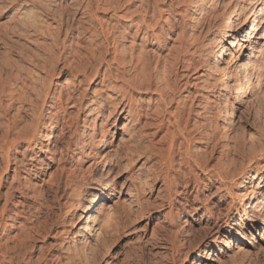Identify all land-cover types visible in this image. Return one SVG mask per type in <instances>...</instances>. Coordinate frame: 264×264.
<instances>
[{
  "label": "bare ground",
  "instance_id": "obj_1",
  "mask_svg": "<svg viewBox=\"0 0 264 264\" xmlns=\"http://www.w3.org/2000/svg\"><path fill=\"white\" fill-rule=\"evenodd\" d=\"M66 1L68 0H60L58 7L55 5L59 10L57 9V14L52 12L53 20L57 17L60 23L63 21L67 14L64 7ZM70 1L76 11L80 10L83 0ZM160 2L163 4L164 0H147L140 20H135L126 14L125 9L124 12L120 10L121 0H101L97 10L112 11L110 17H115L118 25L120 21H124L128 27L135 28L131 35L128 31L131 37L128 42L129 53L123 55L115 44L110 50L108 61L103 56L109 53L108 49L105 54L96 55L95 50H92L93 45H90L92 49L87 48L89 56L97 59L99 64L105 63L106 67L102 71L95 67L88 73L91 64L85 55L80 59L77 57L76 61L73 59L67 62L73 80L66 89L61 88L54 80L59 76L60 70L56 66L58 60L34 53L25 55L21 60L22 64L14 61V68L10 64L12 72L0 81V180L12 163L14 173L2 193L0 236L4 237L11 231L12 235L0 238V264H61L52 263L51 260L56 257V254H51V250H56L61 245L65 247L60 254L67 264H120L109 253L99 256L101 242L114 231L110 214H106L108 207L105 203L112 196L107 192L113 184L111 173L117 161L113 157V136L116 135L117 142L125 145L134 140L137 133L131 128L140 117L137 115V103L140 101L138 95H149V101L153 87V91L157 93L156 99L164 105L167 101L174 102L172 123L186 144L189 139L182 135L179 127L184 124V130L187 129L190 113L205 119L200 127L206 126L208 129L196 141L199 144L205 140L214 141L211 154L218 145L219 122L223 123L222 134L227 141L233 143V153L228 148L227 153L222 152L210 165L209 159L192 157L186 152L185 163L189 170H198L207 177V183L194 178L193 193H188L187 190L179 193L184 195L183 201H173L168 196L166 206H162L170 216L174 209L182 210L189 216L202 209V215L197 220L204 216L205 224L212 225L207 229L211 232L210 237H204L206 240L204 239L201 247L191 249L194 258L190 264H218L219 254H223L219 264H226L227 260L230 264H237L239 261L240 264L246 251L234 245L232 240L236 243L246 242L251 232L260 228L263 230L264 127L257 136L251 137L250 133H244L245 136L240 140L233 135V129L242 107L264 96V0H169V6H161ZM220 6L223 9L218 13ZM115 24L111 28H115ZM177 28L179 32L175 33ZM66 30L70 31L72 28L67 26L63 31ZM35 32H39V29L36 28ZM65 32L62 42L66 37ZM114 32V35L121 37L126 34L125 28L117 30V34ZM137 39L146 48L137 50L136 47L140 45H137ZM169 42L172 44L169 45ZM149 46L155 47L160 54L166 52L164 58H173L168 59L174 61L175 65L170 73L178 85L171 87L169 81H166V67L163 68L166 71L162 70L165 81L156 77V73L161 70L158 69L157 62L153 66L149 62ZM210 57L213 59L212 64L209 63ZM91 79L94 87L89 98L85 99L87 89L78 91L77 87L82 81L87 83ZM185 88H193L196 93L179 94ZM169 91L170 95L167 94ZM210 96L215 100L224 98L222 104L212 111ZM187 102L188 114L183 121ZM233 102L235 105H231ZM195 104L198 109L192 110L191 107ZM12 106H16L15 114L22 112L27 119L17 120L14 113L9 116L8 110ZM71 109L76 112H67ZM115 114L119 118L123 116L121 126H117L115 120L111 119ZM228 116L230 121H227ZM109 122L113 132L106 128ZM170 135L174 137L173 132ZM72 145L74 148H71ZM172 146L169 147L168 154ZM18 148L21 150H17ZM51 148L53 152L50 151ZM58 148L68 153L71 149L72 153L67 158L75 160L78 170L84 169L93 179L85 187L74 183L63 168L59 170L60 178L56 186H67L68 193L62 203L64 217L57 224L43 217L42 190L36 186H42L46 182L45 176H51L50 164L44 162V159L51 162L55 151L61 152ZM35 149H39L40 154ZM13 151H19L20 158L11 157ZM236 155L242 157L241 161L236 159ZM17 170L25 175L16 173ZM16 178L21 181L33 178L36 182L28 181V185L23 184L17 189L19 185L12 186ZM168 178H164L163 184L170 190L172 182ZM48 179L51 183L55 180L53 177ZM129 180L127 191L138 198L130 203L137 207L140 205L139 199L151 190V185L142 183L139 174L133 175ZM199 184L204 187L203 191L208 192L202 198L198 196ZM11 190L17 191L19 195L11 201L13 204L9 208L7 202L13 200ZM202 223L203 221H196L195 225L201 227ZM70 235L72 239L69 241ZM150 235L155 238L153 232ZM185 236L184 242L188 244L190 234ZM140 239V243L147 242L145 229ZM33 240L35 246L29 243ZM51 240L54 241L52 245L49 243ZM170 241L169 248L175 252L178 241L175 238ZM221 244L226 251L221 250ZM236 248L238 250L234 251ZM161 249L164 248L161 246ZM35 251V255L31 256ZM189 252L184 253L182 260L187 259Z\"/></svg>",
  "mask_w": 264,
  "mask_h": 264
},
{
  "label": "rangeland",
  "instance_id": "obj_2",
  "mask_svg": "<svg viewBox=\"0 0 264 264\" xmlns=\"http://www.w3.org/2000/svg\"><path fill=\"white\" fill-rule=\"evenodd\" d=\"M59 1L60 0H0V81L7 78V75L12 72V69L16 64L15 62H18L17 64H22L21 60H23L25 55L37 53L41 56L58 60L56 66L58 71H60L59 76L54 80L58 82L61 88L66 89L70 85L69 83L73 80L70 76V68L67 66V62L73 59L76 61L77 57L80 59V57L85 55L88 57V61H90L91 64L88 73H90V71L92 72L95 67L101 71L106 67L105 63L102 62L99 64L97 59L89 56L88 49L91 48L90 45H93L92 48H94L91 49L93 51L95 50L94 53L96 55L99 53L103 55L105 54L106 49H108L109 53L103 55L108 61L110 60L112 47L115 44L117 50H119L120 53H123V55L129 53L128 42L131 40L130 35L133 34L135 28L128 27L127 23L124 21H120V25H118V23H116L118 20L113 16L110 17V15H112L111 13H113L112 11L101 12V10H97L96 8L101 0H83L79 8L80 10L78 11H76L74 4L70 0L66 1L67 5L64 3V7H66L67 14H65L61 23L57 17L53 20V15L55 13L57 14L59 10V8H56V6L58 7ZM121 2V11L124 12L126 10V14L130 18L140 20L139 17L141 18L143 14L147 0H121ZM160 3L162 4V2ZM169 5V0H164L161 6ZM222 9V6H220L218 13H221ZM48 10L51 12H48ZM87 10L92 14H89ZM247 14H249V12ZM81 17L83 19H80ZM95 17L98 18V21ZM113 24H115L116 30L115 28H111L113 27ZM67 26L68 28L71 27L72 30H66V32L63 31ZM36 28L39 29V32H35ZM124 28L126 34L122 35L123 37L113 34L114 31V33L117 34V30H122ZM64 32L66 33V37L62 42V38L65 35ZM178 32L179 28L175 30V33ZM175 35L171 36L175 37ZM138 44L140 45L136 47L137 50L145 47L140 40L137 39V45ZM170 44L172 43L169 42V45ZM147 50L149 51L148 59L151 65H155L157 62L158 69L161 70L156 73V77H159V80L160 78L163 80L164 75L162 76V70H165L163 68L166 67L168 70L165 74V76L167 75L165 79L166 81H169L170 86L173 87L176 82L173 74L170 72L173 68L175 69V65L173 64L174 61H169L170 59L173 60V58H164L163 56L166 52L160 54L156 48L152 46H149ZM212 61L213 59L210 57L209 63L212 64ZM11 63L13 65L11 67L13 68H9ZM80 79L81 78H79V80ZM165 79L163 81H165ZM92 80L93 79L87 83L82 81L77 87L78 91H82L84 88L87 89V96H85V99L89 98L90 93L93 90L94 86L92 85ZM176 85H178V82ZM154 89L155 88L153 87V90ZM153 90L150 93L151 99L149 101L147 100L149 95H146L145 93L138 95L140 101L137 103V115H140V117L137 124H134L131 128L137 133L134 140L128 141L125 145L117 142L118 138L116 135L113 136L115 139L113 147L115 149V154H113V157L117 161L113 168V172L111 173L113 184L109 192H107L111 193L112 196H110L109 201L105 200V203L108 207L106 214H110L109 219L113 224L114 231L106 237V240L101 242V245L99 246V256H104L109 253L115 256L120 264H173V262L175 264H190L194 258V255L191 253L193 250L191 249L195 246L201 247V244L205 239L204 237H210L211 232L207 229H210L212 225L208 226L205 224L206 219L204 216L197 220V217L202 215V209L195 213L193 212L191 216L187 215L182 210L176 211V209H174L170 216L166 214L167 210L163 209L164 207L162 206H166L168 196H170L173 201H183L184 195L179 193H183L184 190H187L188 193H193L195 185L194 178L196 180L199 179L203 183H207V177L203 176L198 170L193 169L195 172L189 170V167H187V164L185 163V154H191L192 157L199 156L204 160L209 159L208 161L210 165L215 162L216 158L222 152L227 153L226 151L228 148H231L230 151L233 153V143L232 141L226 140L221 129L223 123L219 122L217 128V141H219L211 154L210 149L214 141L205 140L204 143L200 144L196 141L201 135H203L204 131L208 129L206 126L200 127V123L205 119L195 116L194 113H190L187 121V129L184 130V124L180 126L181 128L179 127V130L183 133L182 135L186 139H189V142L186 144L180 136L177 128L172 123L171 117L173 116L172 110L175 106L174 102L168 103L167 101L164 105L156 99L157 93ZM187 92L196 93L193 88H185L179 94L184 95ZM167 94L170 95L171 92L169 91ZM209 100L211 102L210 108L212 111L218 105L220 106L222 104L224 98H217L215 100L210 96ZM82 101H84V98ZM188 105L189 103L187 102V107L183 113V121L187 118ZM231 105H235L234 102ZM15 108L16 106H12L10 110H8L9 116L15 112ZM191 109L196 110L198 109V106L195 104ZM241 110V113L237 115V125L233 129V135H235L237 140L242 139V137L245 136L244 133H250L251 137L257 136L259 130L264 127V96L255 102L244 105ZM230 111H232V109ZM67 112L74 114L76 111L71 109L67 110ZM15 113L13 115H17ZM107 114L108 110L106 112V115ZM17 116V120L19 118H22L21 121L27 119L22 112L18 113ZM111 117L112 120H115L117 126L122 125L123 116L119 118V115L115 114ZM230 119V116H228L227 121H230ZM110 126L111 122L106 124V128L113 132L114 129ZM172 132L174 133L175 138L171 137L170 134ZM170 146L172 147L170 149V154H168ZM59 147L62 148L61 145H59ZM125 147H128V150H125ZM71 148H74V145H72ZM62 149L61 152L55 151V156L51 159V162L46 160L47 158L44 159V162L50 164L51 173H49L51 176H45L44 181L46 182L40 187L36 186L37 189L42 190V202L44 204L43 217L57 224L60 223L64 217L62 203L68 193L67 186L64 187L63 184L59 185V188L56 186V182L60 178L59 170L63 168L67 171L68 175L72 177L71 180L74 181V183H79L85 187L89 186L93 179L89 172L84 171V169L82 171L78 170L75 160L67 158L68 155L72 153L70 152L71 149L69 150V153L63 152ZM17 150L20 151L21 149L18 148ZM19 151L11 152V157L15 156L20 158ZM50 151L53 152V149L51 148ZM35 152L40 154L39 149H35ZM66 153L67 155H65ZM47 156L48 155H45V157ZM61 157L63 158L60 159ZM235 157L238 161H241L240 158L242 157H238V155ZM1 165L2 162L0 160V167ZM13 167V163L10 164L8 172L3 174L0 180V205L3 203L2 193L12 179L11 176L13 175L12 173H14V171H12ZM24 167L26 168V166ZM21 170H17L18 172L16 173L25 175ZM56 173H59V175ZM19 174L17 175L19 176ZM137 174L142 178V183H149L151 185V190L147 191L146 194L139 199L140 205L135 207L133 206V203L130 202L138 198L134 195H130L127 190L130 182L129 178ZM51 177L55 179L53 181L54 183L49 182L50 179L48 178ZM165 177H169L168 179L172 182L170 190L166 189L163 184ZM28 181L36 182L33 178H29L27 181H21L20 178H16L14 182L15 184L12 183V186L19 185L20 187L18 186L17 188L19 189L23 184L28 185ZM199 188L200 192L198 193V196L202 198L203 195H207L208 192L203 191L204 187L202 185L199 184ZM11 192H13V200H10V203L7 202V207L9 208L12 207L13 204L11 201H14L19 195L15 190H11ZM201 192H203V194H201ZM190 199H192V197ZM174 203L177 206L176 202ZM196 221H203L201 227L195 225ZM144 229L147 232L148 239L147 242L140 243L139 241L141 240L140 238L142 237ZM151 232H153L155 238L150 235ZM205 232H207V235ZM186 234H190L188 244L184 242ZM5 235H12V231ZM4 237L0 236V238ZM261 237L262 239L264 238V228L263 230L260 228L258 231L251 232L250 236L248 235L246 242L239 241L240 243H236L232 240L234 245L246 251V255L240 264H264V239L262 240ZM171 238H175L178 241L175 252L169 248L168 242H171ZM71 239L72 235L69 236V241ZM29 243L30 245H33L35 242L33 240ZM49 243L52 245L54 241L51 240ZM35 245L36 244L33 246ZM161 246L164 248L163 250L161 249ZM64 247L65 246L61 245L59 247L57 246L56 250H51V254H56V257L54 256V258L51 259L52 263L61 262V264H67L62 254H60L64 250ZM238 248L234 251H237ZM221 250L226 251L224 247H222ZM187 251L190 252L187 255V259L184 261L182 259L184 253ZM35 253L36 251L31 256H34ZM222 255L223 254H219V263L222 261ZM239 262L237 264H239ZM230 263L231 262L227 260L226 264Z\"/></svg>",
  "mask_w": 264,
  "mask_h": 264
}]
</instances>
